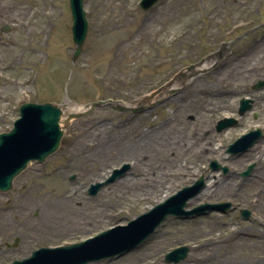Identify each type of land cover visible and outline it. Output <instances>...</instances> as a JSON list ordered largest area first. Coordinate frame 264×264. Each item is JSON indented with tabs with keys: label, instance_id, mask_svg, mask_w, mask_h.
Returning a JSON list of instances; mask_svg holds the SVG:
<instances>
[{
	"label": "rangeland",
	"instance_id": "374dc122",
	"mask_svg": "<svg viewBox=\"0 0 264 264\" xmlns=\"http://www.w3.org/2000/svg\"><path fill=\"white\" fill-rule=\"evenodd\" d=\"M139 1L83 0L87 34L72 62L69 0H37L31 6V0H0L9 5L0 16V55L17 54L11 63L0 61V133L12 128L25 102L61 106L67 99L85 105L112 98L136 105L181 67L220 51L196 77L175 80L159 104L139 112L102 105L69 121L58 149L41 163L29 162L12 188L0 191V216L19 232L41 237L45 246L69 245L127 225L202 178V188L215 181L219 189L198 192L185 209L218 202H229V208L168 215L135 249L86 264H264V86H254L264 80V26L220 50L264 24V0H159L148 10ZM42 2L50 14L39 9ZM15 18L25 22L23 28L15 26ZM43 24L46 31L34 36ZM242 98L251 106L239 115ZM226 117L237 118L236 124L217 131ZM256 129L262 137L250 149L227 152L229 144ZM160 135L169 140V150H159ZM211 160L228 171L211 169ZM126 164L122 175L88 193L91 184ZM249 165L250 174L243 176ZM143 173L147 183L137 180ZM241 209L251 212L248 218ZM52 213L68 228L54 222L55 230L47 231ZM182 245L188 247L185 259L165 261L167 252Z\"/></svg>",
	"mask_w": 264,
	"mask_h": 264
},
{
	"label": "water",
	"instance_id": "95a60500",
	"mask_svg": "<svg viewBox=\"0 0 264 264\" xmlns=\"http://www.w3.org/2000/svg\"><path fill=\"white\" fill-rule=\"evenodd\" d=\"M69 1L73 20L71 26L72 41L76 46L72 54V61L74 62L82 50L88 24L83 9V0ZM158 1L140 0L139 5L142 9L148 10ZM263 25L256 26L236 37L229 45L236 43L239 39ZM192 67L193 65L189 68ZM181 75L183 73H180L177 77ZM171 83L172 80H168L144 95L136 105L132 106L123 103L121 100L108 98L87 103L83 105L82 111L65 114L60 106L52 102H25L21 104L19 117L13 122L12 128L7 132L0 133V190H9L12 187L14 177L23 171L30 161L41 163L54 153L61 142L63 128L67 126L71 119L88 114L97 106L108 104L121 111L139 112L145 110L147 106H153L165 100L166 97L162 96L169 94ZM254 86L255 88L263 87L264 80L257 81ZM161 97L162 99H160ZM249 101L248 98L240 100L239 114H243L250 108ZM151 102L154 103L147 105ZM236 122L235 117L223 118L217 122L216 130L221 131L235 125ZM260 136V129L249 131L229 144L227 152L242 153L248 150ZM209 166L211 169L221 168L224 173L228 171L227 166H222L216 160H211ZM252 167L253 165H249L248 169L242 172V175L247 176ZM126 168H128L127 164L122 169H114L112 174L104 181L91 184L88 190L89 194H96L103 185L122 175ZM203 185V179L200 178L193 185L182 187L164 201L131 220L127 225L109 228L77 243L42 247L33 251L30 257L16 260L13 264H86L91 261L112 258L140 246L168 215L188 217L211 210L225 211L229 208V202H218L204 203L193 209H185L188 199L196 195ZM241 213L244 217L249 216L248 209H241ZM187 254L188 247L182 245L169 251L165 255V260L167 262H179L185 259Z\"/></svg>",
	"mask_w": 264,
	"mask_h": 264
},
{
	"label": "flooded vegetation",
	"instance_id": "af4514ba",
	"mask_svg": "<svg viewBox=\"0 0 264 264\" xmlns=\"http://www.w3.org/2000/svg\"><path fill=\"white\" fill-rule=\"evenodd\" d=\"M171 59H175V57H172ZM191 63L193 62H190L188 65ZM188 65L183 66L180 69L187 67ZM200 73L201 72L192 69H187L185 72L187 78L183 80V82L193 76L196 77ZM176 74L177 72L174 76ZM262 135H264V133H262ZM36 232L37 231H35V233ZM31 233L27 230L19 232L18 227L14 226L13 221L7 217L0 216V264H13L15 260L27 258L34 250L45 247L43 243H40L43 239L38 236L32 237ZM36 234L38 235V233Z\"/></svg>",
	"mask_w": 264,
	"mask_h": 264
},
{
	"label": "bare ground",
	"instance_id": "6f19581e",
	"mask_svg": "<svg viewBox=\"0 0 264 264\" xmlns=\"http://www.w3.org/2000/svg\"><path fill=\"white\" fill-rule=\"evenodd\" d=\"M25 2V1H24ZM36 2H37V0H31V2L29 3V5L31 6L32 4H35L36 5ZM7 7H9V5L8 4H0V16L1 17H4L5 16V13H6V9H7ZM41 11H43V12H46V10H48V13L50 14V10H49V7H48V4L47 3H45V2H42V4H41V6H40V8H39ZM13 21L15 22L14 24H15V26L16 27H20V28H23L24 27V25H25V22L24 21H22V20H20V18H15V19H13ZM46 31V25L45 24H43L40 28H39V30L37 31H35V30H33L32 31V33H33V35L34 36H39V35H41V34H43L44 32ZM38 45H40V43L38 42L37 43ZM11 48V46H8L7 47V49H10ZM16 56H17V54L16 53H14V52H10V53H8V54H6L5 56L4 55H0V61L2 62V61H5V60H7L8 62H13L14 61V59L16 58ZM38 60H41L42 58L41 57H38L37 58ZM208 63L209 62H207L205 65H208ZM61 108H62V110L65 112V113H70V112H76V111H78V110H81L83 107H82V105H77V104H74V103H70L67 99L65 100V102H64V104H62L61 105ZM161 128V127H160ZM159 128V129H160ZM156 143V145L158 146V148H159V150H161V149H164V146H168V149L167 150H169V140H165V138H163V135H160V136H158V141L157 142H155ZM166 159H168L167 157H166ZM165 159V160H166ZM164 160V159H163ZM175 162L176 164H177V162L179 163L180 162V160L177 158V157H170L169 158V162ZM134 164V169H135V171H137V169H138V167H137V164L134 162L133 163ZM178 173H180V171L178 170V171H173V174L174 175H179ZM137 180H140V181H142L143 183H147L148 181H149V177H148V174L147 173H143L142 175H141V177H139ZM122 181H124V182H126L127 180L125 179V178H122ZM219 184L217 183V182H215V181H213L211 184L209 183V185H207V186H205L204 188H202L199 192H200V194L202 195V196H204V195H207L209 192H211V193H215V192H217V190L219 189ZM65 193V192H64ZM66 194V193H65ZM65 194H64V196H65ZM69 197V195H67L66 196V198H68ZM145 197H142V199H144ZM61 220H63V218L61 217V216H59V218H56L55 217V215H54V213H52L51 214V217H50V223H48L47 224V226H46V230L47 231H49V230H55V228L56 227H54L53 225H51L52 223H54V222H56L57 224H58V226L60 225V227L62 228V230H64V229H66V228H68V223L67 222H64V223H61V224H59V222L61 221ZM84 223V222H83ZM86 224H87V222H85Z\"/></svg>",
	"mask_w": 264,
	"mask_h": 264
}]
</instances>
